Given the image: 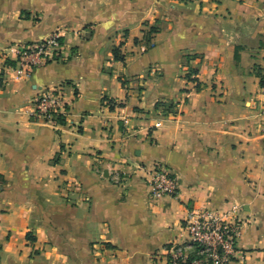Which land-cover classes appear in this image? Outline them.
<instances>
[{"label":"crops","instance_id":"obj_1","mask_svg":"<svg viewBox=\"0 0 264 264\" xmlns=\"http://www.w3.org/2000/svg\"><path fill=\"white\" fill-rule=\"evenodd\" d=\"M55 31L64 60L5 73ZM57 87L64 122L32 119ZM156 163L177 196L151 199ZM192 208L238 216L230 264H264V0H0V264H166Z\"/></svg>","mask_w":264,"mask_h":264},{"label":"built area","instance_id":"obj_2","mask_svg":"<svg viewBox=\"0 0 264 264\" xmlns=\"http://www.w3.org/2000/svg\"><path fill=\"white\" fill-rule=\"evenodd\" d=\"M62 60V38L55 31L44 40L17 47L15 64L6 65L5 73L13 79L27 80L35 69ZM67 110L62 89L48 88L34 98L30 117L55 125L57 117L64 116ZM146 182L153 200L178 194V179L164 164H154L147 172ZM72 186L79 184L74 182ZM243 225L234 214L228 217L209 209H190L182 223L185 237L162 249L166 264H230L236 255Z\"/></svg>","mask_w":264,"mask_h":264},{"label":"trees","instance_id":"obj_3","mask_svg":"<svg viewBox=\"0 0 264 264\" xmlns=\"http://www.w3.org/2000/svg\"><path fill=\"white\" fill-rule=\"evenodd\" d=\"M157 31H158V28L155 27V26H150L146 30H143L142 31V34H143L142 41H144L146 44L149 45L150 41H151V38H152V35L155 34ZM134 41H135L136 44L139 42L138 39H135ZM112 53H113L114 60H119V61H122V62L125 61V56L120 53L119 47H114L113 50H112ZM14 64H15L14 61H6L5 62V65H8V66H13ZM189 73H196V70L191 69L189 71ZM125 82L126 81H121L122 85H125L126 84ZM156 107L158 109L159 108L162 109V111L164 113L174 112V110H173L174 105L172 103H168L167 101H163V102H160V103L156 104ZM57 120H58L59 123H63L64 122V119L61 116H58Z\"/></svg>","mask_w":264,"mask_h":264},{"label":"rangeland","instance_id":"obj_4","mask_svg":"<svg viewBox=\"0 0 264 264\" xmlns=\"http://www.w3.org/2000/svg\"><path fill=\"white\" fill-rule=\"evenodd\" d=\"M187 77L191 80V81H193V82H195L196 81V73H187ZM122 81H126L125 79H122ZM140 83V82H139ZM195 85H196V87L198 86V83H194ZM199 89H200V87H198ZM238 217V216H237ZM239 218V217H238Z\"/></svg>","mask_w":264,"mask_h":264}]
</instances>
